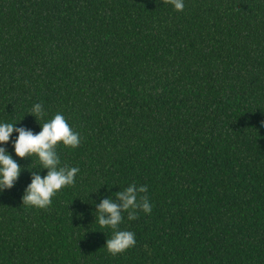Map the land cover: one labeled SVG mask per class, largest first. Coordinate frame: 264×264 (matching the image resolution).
Instances as JSON below:
<instances>
[{"label": "trees", "instance_id": "trees-1", "mask_svg": "<svg viewBox=\"0 0 264 264\" xmlns=\"http://www.w3.org/2000/svg\"><path fill=\"white\" fill-rule=\"evenodd\" d=\"M184 3L0 0V121L38 133L39 102L81 136L46 209L21 196L47 170L3 145L24 170L0 192V264H264V0ZM132 183L152 211L123 213L136 243L111 255L95 207Z\"/></svg>", "mask_w": 264, "mask_h": 264}, {"label": "clouds", "instance_id": "clouds-1", "mask_svg": "<svg viewBox=\"0 0 264 264\" xmlns=\"http://www.w3.org/2000/svg\"><path fill=\"white\" fill-rule=\"evenodd\" d=\"M168 2L175 11L184 10V0H168ZM28 114L34 116L36 121L44 120L42 124H39L38 133L34 134L32 130L25 127H15L16 123L0 121V192L11 189L24 170L3 146L9 143L12 133L15 132L16 137L11 143L15 156L19 158L35 156L40 166L39 169L47 170L43 177L39 171H30V183L27 184L21 196L22 205L46 209L58 191L75 183L76 175L80 171L78 167L61 165L56 150L57 145L62 144L75 149L81 142V136L79 132L71 128L62 113L58 112L47 119L42 103H33ZM261 126H264V122ZM146 192L147 185L132 183L115 192V200L112 196H108L96 205L95 221L101 228L112 230L110 238L106 239L103 246L111 255L123 253L135 246V234L119 226L125 212H127L128 220H135L138 211L145 214L151 213L152 206L148 196L141 195Z\"/></svg>", "mask_w": 264, "mask_h": 264}]
</instances>
